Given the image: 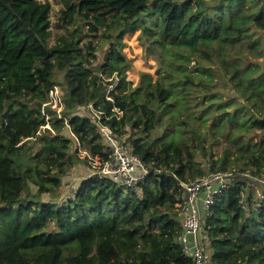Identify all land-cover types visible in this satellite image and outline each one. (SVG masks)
Listing matches in <instances>:
<instances>
[{
	"label": "trees",
	"instance_id": "trees-1",
	"mask_svg": "<svg viewBox=\"0 0 264 264\" xmlns=\"http://www.w3.org/2000/svg\"><path fill=\"white\" fill-rule=\"evenodd\" d=\"M60 2L66 32L51 45L49 2L0 0V264H192L179 182L232 170L242 181L217 196L206 240L218 264H264V198L243 207L264 170V136L247 137L264 132V0ZM138 29L157 69L134 84L122 47ZM90 34L109 41L97 66ZM56 84L61 113L47 104ZM102 125L130 131L146 178L126 188L92 173L61 202L43 199L64 168L107 156Z\"/></svg>",
	"mask_w": 264,
	"mask_h": 264
},
{
	"label": "built area",
	"instance_id": "built-area-1",
	"mask_svg": "<svg viewBox=\"0 0 264 264\" xmlns=\"http://www.w3.org/2000/svg\"><path fill=\"white\" fill-rule=\"evenodd\" d=\"M47 104L59 113L62 112L65 106L64 91L58 85H54L49 90ZM90 105L92 106V104ZM93 111L99 122L101 112L94 108ZM101 130L104 134L106 153L108 154L103 159L99 155H89V162L94 168L93 173L101 178H109L120 186L137 188L139 182L145 179L148 174V165L110 127L102 125ZM83 155H87V153ZM237 176L238 172L234 170L216 171L179 182L184 188L183 201L179 204L183 228L177 239L184 254L191 257L192 264H218L206 240L204 223L206 217L212 215L211 208L215 204L217 196L227 191L232 182L237 180ZM254 179L264 183L263 174L260 177L254 176Z\"/></svg>",
	"mask_w": 264,
	"mask_h": 264
},
{
	"label": "rangeland",
	"instance_id": "rangeland-1",
	"mask_svg": "<svg viewBox=\"0 0 264 264\" xmlns=\"http://www.w3.org/2000/svg\"><path fill=\"white\" fill-rule=\"evenodd\" d=\"M42 2H49L51 4V11H50V21H51V36L49 37V43L51 45L55 44L58 36L61 34H64L66 32L64 27H59L56 25V21L58 19V16L60 14V11L62 9V4L60 0H40ZM141 29L136 30L135 32H129L123 35V47L122 50L125 53L126 57L130 59V68L127 70V78L133 80L134 84H137L140 72L141 71H149L153 74L154 77H156V69H157V62L153 59L152 56H145L144 47L141 43V39L139 37ZM264 33V31H263ZM90 40H92V44L94 45L96 49V59L93 62L94 66H97L106 56L107 48L109 41H105V39L102 37L101 34H90L86 35L83 38V43L86 44ZM193 63V62H192ZM62 72H60L58 76V80L62 81ZM247 137L253 136L256 141H259L260 138H263L264 132L262 128L257 127H250ZM63 132L70 136L71 133L68 128H65ZM162 130L158 131V134H161ZM130 131L123 132L120 136L123 140L127 141V138H129ZM75 146V145H74ZM85 146H81L80 150V157H83V154L86 153V150L84 149ZM215 150L217 153H221L222 151V144H219L215 147ZM204 167L209 168L207 161L204 159ZM240 164H238L239 166ZM237 168V167H236ZM94 172L93 166L90 164V162H86L85 160H81L79 162H75L73 166L64 168V174H63V180L62 184L56 188L54 193H44L42 195V198L45 200H52L54 202H61L62 200L72 196V192L74 191V188L78 185V183L90 174ZM211 173V172H209ZM209 173L205 174L208 175ZM263 174L264 176V170L260 172V174H257L258 177ZM204 175V176H205ZM201 177V176H199ZM242 178L240 175L237 176L238 182H241ZM251 182L247 183V189L244 191V194L246 197H249L252 195L253 201L250 205L247 206L246 203H243V207L245 205V209L248 211L254 207L257 208V201L258 199L264 198V187L257 184V182L250 180ZM243 187V184L240 185ZM37 190V186L33 183H30V194L35 193ZM264 200V199H263ZM208 246V245H207Z\"/></svg>",
	"mask_w": 264,
	"mask_h": 264
},
{
	"label": "clouds",
	"instance_id": "clouds-1",
	"mask_svg": "<svg viewBox=\"0 0 264 264\" xmlns=\"http://www.w3.org/2000/svg\"><path fill=\"white\" fill-rule=\"evenodd\" d=\"M56 85H58V84H56ZM59 87H60V85H58ZM61 88V87H60ZM64 91V90H63ZM48 95H49V93H48Z\"/></svg>",
	"mask_w": 264,
	"mask_h": 264
}]
</instances>
